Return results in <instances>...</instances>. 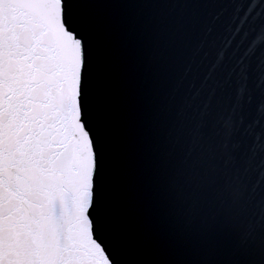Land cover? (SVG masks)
Returning <instances> with one entry per match:
<instances>
[{
  "label": "snow or ice",
  "instance_id": "obj_1",
  "mask_svg": "<svg viewBox=\"0 0 264 264\" xmlns=\"http://www.w3.org/2000/svg\"><path fill=\"white\" fill-rule=\"evenodd\" d=\"M0 264H264V0H0Z\"/></svg>",
  "mask_w": 264,
  "mask_h": 264
}]
</instances>
